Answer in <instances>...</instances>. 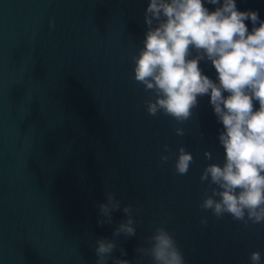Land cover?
<instances>
[{
	"label": "water",
	"instance_id": "obj_1",
	"mask_svg": "<svg viewBox=\"0 0 264 264\" xmlns=\"http://www.w3.org/2000/svg\"><path fill=\"white\" fill-rule=\"evenodd\" d=\"M148 3L0 0V264H95L96 239L111 238L125 218L116 211L113 223L97 225L107 192L141 209L136 236L117 240L121 259L132 261L166 221L186 264H251L254 251L264 264V225L199 208L203 169L225 157L210 96L183 124L145 111L151 93L134 80L131 57L143 46ZM236 5L264 21V0ZM200 67L215 80L210 62ZM180 146L194 158L183 176L174 175Z\"/></svg>",
	"mask_w": 264,
	"mask_h": 264
},
{
	"label": "clouds",
	"instance_id": "obj_2",
	"mask_svg": "<svg viewBox=\"0 0 264 264\" xmlns=\"http://www.w3.org/2000/svg\"><path fill=\"white\" fill-rule=\"evenodd\" d=\"M206 4L216 6L215 10L209 11ZM246 20L251 21V31ZM144 22L143 46L131 59L134 80L151 93L144 101L145 111L183 124L198 107V98L207 95L223 125L218 142L225 152L224 163L203 169L200 181H207L208 188L199 208L210 210L217 219L230 215L245 228L264 225V21L258 11H239L236 0H149ZM49 25L54 27V21L50 19ZM201 62L211 63L215 80L204 73ZM175 132L185 135L181 127ZM163 148L171 151L166 144ZM205 157L212 159L208 151ZM168 159L167 155L160 157L162 163ZM192 163L193 156L180 146L174 175H187ZM97 207L98 226L113 223L116 211H122L125 218L111 238L96 239L95 264L109 260L112 264H144L146 258L150 264H186L174 233L163 226L166 221L135 248L132 261L115 256L117 249L120 257L127 256L117 240L136 236L134 213L141 209L131 204L122 207L114 192H107ZM200 223L206 226L207 220L202 218ZM249 259L251 264H262L258 251L250 253Z\"/></svg>",
	"mask_w": 264,
	"mask_h": 264
}]
</instances>
